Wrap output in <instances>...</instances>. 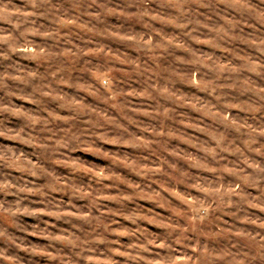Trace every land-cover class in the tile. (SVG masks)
Masks as SVG:
<instances>
[{
	"label": "clouds",
	"instance_id": "obj_1",
	"mask_svg": "<svg viewBox=\"0 0 264 264\" xmlns=\"http://www.w3.org/2000/svg\"><path fill=\"white\" fill-rule=\"evenodd\" d=\"M0 264H264V0H0Z\"/></svg>",
	"mask_w": 264,
	"mask_h": 264
}]
</instances>
